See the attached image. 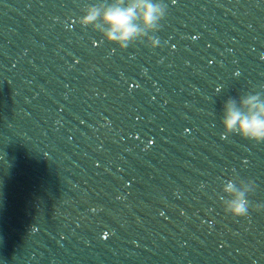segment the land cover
Masks as SVG:
<instances>
[{"label": "water", "instance_id": "obj_1", "mask_svg": "<svg viewBox=\"0 0 264 264\" xmlns=\"http://www.w3.org/2000/svg\"><path fill=\"white\" fill-rule=\"evenodd\" d=\"M111 2L0 0V264H264V143L221 123L264 98V0H160L125 50L77 23Z\"/></svg>", "mask_w": 264, "mask_h": 264}, {"label": "clouds", "instance_id": "obj_2", "mask_svg": "<svg viewBox=\"0 0 264 264\" xmlns=\"http://www.w3.org/2000/svg\"><path fill=\"white\" fill-rule=\"evenodd\" d=\"M83 11L85 14L77 23L82 27L90 26L121 50L137 41L144 42L145 38L147 46L156 48L159 41L150 33H156L166 17V5L160 0H112L111 3L86 5ZM222 113V138L237 134L257 144L264 143V98L261 93L227 98ZM255 188L252 180L245 182L238 177L227 180L223 191L230 198L225 203L221 197L225 214L234 218L247 217L251 205L246 197ZM252 207L259 211L264 205Z\"/></svg>", "mask_w": 264, "mask_h": 264}]
</instances>
